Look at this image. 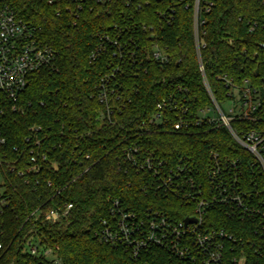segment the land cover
Returning <instances> with one entry per match:
<instances>
[{
	"label": "trees",
	"instance_id": "16d2710c",
	"mask_svg": "<svg viewBox=\"0 0 264 264\" xmlns=\"http://www.w3.org/2000/svg\"><path fill=\"white\" fill-rule=\"evenodd\" d=\"M3 1L58 56L53 67L30 74L15 108L0 93V264H201L153 245L134 257L97 234L104 221H113L116 201L141 217L192 213L151 173L132 168L128 149L154 151L175 164L183 158L192 170L205 168L212 151L248 158L217 124L174 131L150 119L171 93L183 95L189 116L197 118L212 105L204 78L224 102L225 75L250 79L264 104V0H80L81 7L71 0ZM155 47L165 61L154 57ZM106 76L110 115L98 98ZM38 208L41 215H32ZM53 208L61 211L56 220L44 216ZM207 222L254 237L246 221L220 207L208 209ZM30 240L52 248L55 257L32 255ZM247 249L251 264H264Z\"/></svg>",
	"mask_w": 264,
	"mask_h": 264
},
{
	"label": "built area",
	"instance_id": "2783aa9c",
	"mask_svg": "<svg viewBox=\"0 0 264 264\" xmlns=\"http://www.w3.org/2000/svg\"><path fill=\"white\" fill-rule=\"evenodd\" d=\"M56 1L48 0L50 3ZM71 1L81 7L80 0ZM57 56V50L43 42L35 25L17 17L9 5L0 0V93L14 108L19 94L29 83L30 74L53 67ZM154 57L166 60L158 47H155ZM200 69L204 74L202 65ZM222 79L227 88V99L218 102L204 78L212 105L201 108L197 118L189 116V106L183 95L179 97L171 93L157 104L150 121L169 125L174 131L193 123L217 124L228 130L247 155V161L223 157L212 151L205 168L196 165L192 170L183 158L175 164L154 151L138 146L128 149L125 159L132 168L151 173L159 186L175 191L193 210L181 219H173L158 211L141 217L124 210L116 201L112 208L113 221H104L97 234L101 241L123 244L132 250L134 257L139 256L142 248L153 245L165 248L184 262L201 264H251L248 247H253L258 257L264 258V104L260 89L250 79L238 82L227 75ZM108 83L109 77L101 79L98 98L106 104L110 115L113 108L109 103ZM226 103H230L228 111L222 107ZM43 158H46L45 154ZM3 203L5 200L0 199V204ZM72 206V203L66 205L64 216ZM211 206L220 207L228 216L246 221L254 237L245 239L223 228H208L207 215ZM41 213L38 208L32 215ZM60 214V209L53 208L44 216L56 220ZM187 219L193 221L186 222ZM29 246L32 255L49 260L55 257L52 248H45L39 242L30 240ZM53 262L60 264L57 259Z\"/></svg>",
	"mask_w": 264,
	"mask_h": 264
},
{
	"label": "rangeland",
	"instance_id": "374dc122",
	"mask_svg": "<svg viewBox=\"0 0 264 264\" xmlns=\"http://www.w3.org/2000/svg\"><path fill=\"white\" fill-rule=\"evenodd\" d=\"M229 106H230V103L222 104L224 111H228Z\"/></svg>",
	"mask_w": 264,
	"mask_h": 264
},
{
	"label": "water",
	"instance_id": "95a60500",
	"mask_svg": "<svg viewBox=\"0 0 264 264\" xmlns=\"http://www.w3.org/2000/svg\"><path fill=\"white\" fill-rule=\"evenodd\" d=\"M193 220L192 219H187L186 222H192Z\"/></svg>",
	"mask_w": 264,
	"mask_h": 264
}]
</instances>
